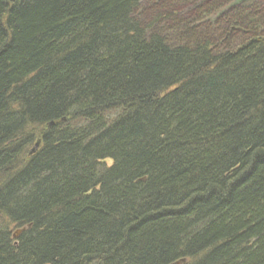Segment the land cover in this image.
<instances>
[{"label": "trees", "instance_id": "obj_1", "mask_svg": "<svg viewBox=\"0 0 264 264\" xmlns=\"http://www.w3.org/2000/svg\"><path fill=\"white\" fill-rule=\"evenodd\" d=\"M236 1L0 0V264H264V15Z\"/></svg>", "mask_w": 264, "mask_h": 264}, {"label": "rangeland", "instance_id": "obj_2", "mask_svg": "<svg viewBox=\"0 0 264 264\" xmlns=\"http://www.w3.org/2000/svg\"><path fill=\"white\" fill-rule=\"evenodd\" d=\"M233 6L244 9H260L264 15V0H237ZM107 163L110 165L111 161H108Z\"/></svg>", "mask_w": 264, "mask_h": 264}, {"label": "water", "instance_id": "obj_3", "mask_svg": "<svg viewBox=\"0 0 264 264\" xmlns=\"http://www.w3.org/2000/svg\"><path fill=\"white\" fill-rule=\"evenodd\" d=\"M39 147H40V142L36 144L35 148L31 151V154H33L36 151V149H38Z\"/></svg>", "mask_w": 264, "mask_h": 264}]
</instances>
